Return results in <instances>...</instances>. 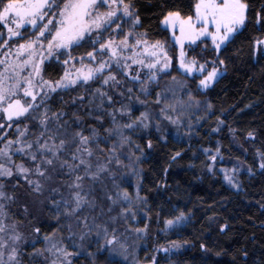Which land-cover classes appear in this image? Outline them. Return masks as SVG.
<instances>
[{
    "label": "snow or ice",
    "instance_id": "snow-or-ice-1",
    "mask_svg": "<svg viewBox=\"0 0 264 264\" xmlns=\"http://www.w3.org/2000/svg\"><path fill=\"white\" fill-rule=\"evenodd\" d=\"M102 8L107 11H101ZM248 8L244 0H195L191 15L171 10L163 13L161 29L170 31L174 43L180 45L178 68L186 76L202 77L198 84L201 90L210 88L223 72L216 66L217 61L200 63L194 57L187 59L184 42L194 45L201 37L210 38L218 57L222 46L226 48L245 27ZM261 19L257 13L258 25ZM138 27H142L140 16L131 0H0V29H3L0 31V120L4 121L0 123V129L5 124L8 128L16 126V139H6L7 132L0 135V143L3 144L0 147V177L11 179L16 175L14 187H19V180L22 179L37 197L44 196L47 191L49 194L45 199L50 202L57 218L61 215L74 218L78 225H82L87 231L81 233L80 241L94 233L98 252L117 243L121 220L127 222L129 218L136 217L132 196L115 183L116 174L112 171V166L123 165L122 150L125 145L131 144V138L125 135L124 130L135 131L151 126L147 112H141L133 119L126 105L121 104L119 109L115 107L119 101L114 97L124 96L119 88L125 80L138 84L140 92L149 94L150 83L158 84L161 74L171 76L172 57L165 42L150 40L147 32L137 31ZM254 47L264 56V40H256ZM78 49H84L83 53L74 55ZM46 63L49 67L52 64L60 66L59 78H45ZM218 63L223 66L224 60L218 59ZM117 74L122 79H118ZM171 80L178 87L184 86L174 76ZM97 83L100 86L94 88L91 99L85 101L83 96L76 99L89 104L99 101L96 105L99 114L93 115L89 110L88 115L93 116L106 134L101 137L97 127L86 125L79 116L74 117L75 128L70 131V125L64 119L67 113L52 111L48 101L54 95L62 96L71 90L78 91ZM125 91L132 93L133 89L126 87ZM165 92H171L173 98L176 96L172 88L165 89ZM156 95L155 103L161 104L162 93ZM164 98L167 99L166 96ZM189 99L198 103L191 96ZM109 108L112 110L109 111ZM160 111L166 113L175 111V108L164 104ZM104 115L110 117L111 127H105ZM118 117H127L129 122L121 123ZM164 118L173 124H180L179 117L173 119L165 115ZM29 121L38 124V135L30 132ZM253 135L248 133L250 138ZM113 138L116 142H112ZM101 143L107 148H100ZM136 147L139 148V145ZM147 147H152L150 140ZM179 155L177 152L172 159ZM217 155L218 148L216 155L209 156V159L215 161ZM14 156H19L21 163H16ZM261 158L264 161V155ZM259 166L264 169V162ZM235 171L232 169V172ZM224 172V179L233 187H239L234 177L227 170ZM54 175L72 179L66 185L61 181L60 187H55L50 183ZM109 177L113 179L111 191L104 184V179ZM85 180L92 182L87 191ZM97 182L101 186V200L104 202L101 204L97 203L93 194ZM65 186L69 190L68 199L60 191ZM3 189L4 185L0 184V201L15 198L8 196ZM56 196L60 199L57 200ZM136 198L147 199L140 197L139 190ZM97 208L99 217L92 216L89 222V217L83 213ZM24 211L28 212V208L25 207ZM6 218L4 205L0 203V264H20L18 245L22 237L15 231V224L4 222ZM185 218L184 213H180L175 220H167L166 224L171 227ZM227 227L224 225V228ZM68 230L71 235L67 239L76 247L71 225H68ZM33 231L40 233L41 230L36 227ZM134 231L139 233L146 229L137 228ZM101 239L103 246L99 244ZM43 240L48 245L46 251L57 257L52 264H58L61 257L60 264H72L69 257L79 255V252L68 251L64 238L56 233L44 235ZM172 247L179 246L174 243ZM162 250L165 253L170 251L169 248ZM33 255H43V252L37 250ZM153 264H156L154 259Z\"/></svg>",
    "mask_w": 264,
    "mask_h": 264
},
{
    "label": "trees",
    "instance_id": "trees-1",
    "mask_svg": "<svg viewBox=\"0 0 264 264\" xmlns=\"http://www.w3.org/2000/svg\"><path fill=\"white\" fill-rule=\"evenodd\" d=\"M194 2L131 0L142 24L137 31L147 32L152 41L165 42L172 57L171 76L182 80L184 85L176 88V95H181L182 103L192 101L189 99L191 96L201 105L197 112L198 120H195L196 114H187V119L194 125L191 133L183 138L174 134L173 124L164 118L165 115L172 118L176 115V104L164 98L166 79H160L158 84L150 83L149 94L140 92L138 88L132 93L126 92L122 100L119 96L114 97L123 104L126 102L128 106L131 105L129 110L133 119L139 117L141 112H147L151 120L148 129L124 130L131 138V144L125 145L121 155L123 165L127 167L112 166L116 184L132 196L136 212V220H121V226L127 228L137 225L140 229H146L139 242L146 244L151 252L146 259L156 256L158 264H264V169L259 166L264 162L261 158L264 155V56L254 47L255 41L264 36V0H244L249 5L245 27L237 33L232 43L220 50L218 57L210 38L200 39L198 44L185 52L187 59L203 56L197 59L200 63L217 61L216 66L223 75L206 90L198 87L202 77L186 76L179 70L177 57L180 50H177L170 31H163L160 24L165 10L191 15ZM257 13L262 17L260 25L256 23ZM186 44L188 47L189 43ZM218 59L224 60L223 66L219 65ZM51 68L54 72L49 76L56 78L61 75L59 69ZM125 83L138 85L127 80L123 85ZM95 87H99V84L85 86L78 91L71 90L62 96L54 95L48 101L52 111L67 113L64 119L68 121L70 131L75 128L74 117L79 116L86 125L97 127L101 137L106 134L93 116L88 115L89 110L93 115L99 114L96 109L98 100L91 104L85 102L91 99ZM157 93H162L161 104L154 102ZM79 96H83L85 101L76 99ZM168 102L173 103L170 105L175 111L161 113V107ZM103 119L105 127H111L110 117L104 115ZM118 119L121 123L129 122L127 117ZM37 128V123L30 127L31 130ZM249 132L254 134L253 138L248 136ZM149 140L152 142L151 148L147 147ZM112 142H116V138ZM100 148L106 149L107 145L101 143ZM217 148L219 155L213 163L209 156L216 155ZM177 152L180 156L171 163V157ZM15 159L20 160L17 156ZM213 164L215 166L212 168ZM235 164H238L236 167L239 172L233 177L239 187H233L224 179V170ZM168 167L169 171L165 174ZM71 179L65 175H54L50 183L51 186L60 187L61 181L66 185ZM0 182L7 195L15 197L3 203L7 216L4 222L9 224L10 214L13 213L20 224L15 230L22 237L18 245L20 263L49 264L57 259L46 251L47 244L43 240L44 235L56 233L64 238L63 243L67 245L68 251L79 252V255L69 257L72 264H111L107 247L97 251V239L87 238V245L84 243L79 247L75 243L76 247H73L67 239L71 235L68 225L75 233L74 241L79 240L81 233L87 230L78 225L74 218L63 215L57 218L50 202L45 199L49 194L47 191L44 196L33 197L36 194L30 192L25 182H19V187H14L17 183L15 176L11 179L1 177ZM104 182L110 191L112 185L108 178ZM91 184V181L85 180V191ZM94 188L97 203H104L100 184L97 182ZM137 190L140 197L147 198L146 201L136 198ZM60 191L65 199L69 198L66 186L61 187ZM24 199L28 202L22 201ZM56 199L60 197L56 196ZM25 207L28 212L24 211ZM20 212L24 214L23 218ZM98 213L99 208L92 212L86 210L83 215L92 217ZM180 213H184L186 218L169 227L166 221L175 220ZM224 225L228 227L224 228ZM36 227L40 228V233L33 231ZM120 236L119 239L122 238ZM170 243L181 246L174 250L169 247ZM99 244L103 246L104 241L100 240ZM162 248H169L170 251L165 253ZM158 249L161 250L155 255ZM37 250L43 255H33ZM43 256L47 258L45 263ZM112 264L133 263L122 260L113 261Z\"/></svg>",
    "mask_w": 264,
    "mask_h": 264
},
{
    "label": "rangeland",
    "instance_id": "rangeland-1",
    "mask_svg": "<svg viewBox=\"0 0 264 264\" xmlns=\"http://www.w3.org/2000/svg\"><path fill=\"white\" fill-rule=\"evenodd\" d=\"M127 1V0H126ZM101 11H107V9L106 8H102V9H100ZM126 26V25H125ZM211 30V29H210ZM0 31H3V29H0ZM176 36L178 37L179 36V31H177L176 32ZM200 39H203V37H201ZM199 39V40H200ZM259 40H264V36H263V38H261V39H259ZM199 43V42H198ZM197 43V44H198ZM186 45H188V44H186L185 42H184V48H183V50H184V52H186V51H188V49H190V48H192V47H194L195 45H189L188 47H186ZM176 46H177V50L179 51L180 50V45L178 44V43H176ZM222 48H224V46H222ZM221 48V49H222ZM83 51H84V49H78V50H76L73 54L74 55H77V54H82L83 53ZM197 56H199V55H197ZM197 56H195L196 57V59H202L203 58V56H200V57H197ZM51 67H56L57 69H59L60 70V72H61V69H60V66L59 65H56V64H52L51 65ZM51 67H49L48 66V64L46 63L45 64V68H44V76H45V78H47V79H53V80H55V79H57V78H59V76H57L56 78H52V76L50 75L49 76V74H51V73H53L54 72V69H52ZM55 68V69H56ZM142 74V73H141ZM144 76V75H143ZM141 77L142 79L144 78V77ZM161 76H162V78H163V80L164 79H166V81H168L167 83L166 82H164V93H165V95H166V97L170 100V101H172L173 103H175L176 104V115H175V117L173 118V119H176L177 117H179V120H180V124L179 125H176V124H173V131H174V134L175 135H178V136H180V137H186L187 135H189L190 133H191V128H192V126L194 125L193 123L194 122H192L191 120H189V119H187V114H189V115H192V116H195V114H196V117H195V120H198V116H197V112H198V108L200 107V105H201V103H193L192 101H183V103H182V101L180 100V99H182L181 98V95L180 94H178V95H176L175 96V98H173L172 97V93L171 92H165V89H168V88H172V89H174L175 90V92H176V88H178V86H176V85H174L173 84V82H172V80H171V78H170V76H167V75H164V74H161ZM117 78L118 79H122L120 76H119V74H117ZM161 78V79H162ZM178 81H182V80H180V79H177ZM98 84V83H97ZM126 84V83H125ZM100 86V85H99ZM126 87H131V88H133V90H137L138 88H139V86L138 85H136V86H132V84H130V83H128V84H126V85H122L120 88H119V91H121V92H124L125 94H126V91H125V88ZM105 90H109V89H105ZM109 91H111V90H109ZM125 94H124V96H125ZM119 99L120 100H122L123 99V96H119ZM118 99V101H119V103H117L116 105L118 106V105H121V104H123V102H121L120 100ZM171 99H173V100H171ZM174 99H177V100H175L174 101ZM156 100H154V102H155ZM197 102V101H196ZM173 103H171V102H168V103H166V104H173ZM123 105H126L127 107H128V109H129V106L131 107V105H129L128 106V103H124ZM117 106H115V107H117ZM120 108V106H118V108L117 109H119ZM156 117V116H155ZM0 123H4V121L3 120H0ZM34 123H36V122H34V121H29L28 122V127H29V129H30V127L34 124ZM38 125V124H37ZM21 127H23V125H20ZM15 125H13V127L12 128H8L7 127V124H5V127L4 128H2V129H0V135H3L5 132H7V137H6V139H16V136H15ZM30 132L31 133H35V134H39V127L37 128V130H35V129H30ZM164 132L165 133H168V131L166 130H164ZM133 134L134 135H136L137 134V132H133ZM126 135V134H125ZM3 146V144L2 143H0V147H2ZM175 155V154H174ZM173 155V156H174ZM15 157L16 156H14L13 157V159L16 161V159H15ZM17 157H19V156H17ZM172 158V157H171ZM21 160V159H20ZM16 161V163H21V161ZM222 160H220L218 163H220ZM26 164H27V161L25 160L24 161ZM170 162L172 163L173 161H171V159H170ZM213 163H215V161H213ZM238 164H235L232 168H229V169H227V171H228V174L229 175H232V176H234V174L235 173H238L239 172V170H238V166H237ZM170 166V165H169ZM215 166V164H213V166H212V168ZM237 166V167H236ZM232 169H236V171L235 172H232ZM221 170H224V169H221ZM169 171V167L168 168H166V171H165V174L167 173ZM13 172L15 173V168H13ZM15 177H17L16 175H14ZM1 178V177H0ZM108 180L110 181L109 183L112 185L111 186V189H110V191L112 190V188H113V179L111 178V177H109L108 178ZM19 182H24L22 179H20L19 180ZM1 183V182H0ZM116 183V182H115ZM104 184L106 185V183L104 182ZM33 197H37L36 195H34ZM91 199V198H90ZM5 200H3V201H0V203H4L5 204V202H4ZM22 201H25V202H28L26 199H24V200H22ZM91 211V210H90ZM133 211H135L134 209H133ZM5 212V211H4ZM92 212V211H91ZM6 213V212H5ZM10 216H12V217H10ZM10 220H9V225H11V224H15L16 226H18V225H20L17 221H16V219H15V217H14V214L13 213H11L10 214ZM84 216H88V214H86V215H84ZM93 216V215H92ZM97 217H99V213L96 215ZM20 217L21 218H23L24 217V214L23 213H21L20 212ZM89 217V222H91V216H88ZM104 219H106V217L104 218ZM134 220V219H133ZM135 220H136V218H135ZM99 222V221H98ZM8 224V223H7ZM138 228V226L137 225H135V226H131V227H127V228H124L123 226H120L119 227V231L117 232V236L119 237L120 235V237H122V238H118V241H117V243L116 244H114V245H111V246H109V247H107L108 248V255H109V257H111V259H109V260H111V264H112V262L113 261H122V260H129L130 262H132L133 264H153V259L155 260V262H156V264H158V258L156 257V256H153L152 258H150L149 260L148 259H146L150 254H151V252H150V250L148 249V247H147V245L146 244H140V242H139V238H140V236H142L143 234H144V232H136V231H134V229H137ZM140 229V228H139ZM16 230V229H15ZM16 232H18V231H16ZM19 233V232H18ZM94 234V233H93ZM50 236V235H49ZM97 239V237H96V235L95 236H92V234L91 235H89V236H87L86 238H85V240L84 241H80V240H75L76 242L75 243H77L78 245H79V247H80V245H83L84 243H85V245H87V243L89 242V240L88 239ZM102 240V239H101ZM24 242H28V241H26V240H24ZM46 243V242H45ZM47 244V243H46ZM123 245V247H120V245ZM174 243H170V245H169V247L171 248V249H176V248H179L181 245L180 244H178V243H175V244H177L179 247H176V248H173L172 247V245H173ZM89 246H91V244L89 245ZM47 247H48V245H47ZM47 247H46V249H47ZM86 248V247H85ZM115 249V251L114 252H111L109 249ZM160 250L161 249H158L157 251H156V254L155 255H157L159 252H160ZM49 253V252H48ZM94 253V252H93ZM95 254V253H94ZM22 256V255H21ZM6 258V257H5ZM23 258H24V256H23ZM18 259H19V256H18ZM42 260H43V262L45 263L46 261H47V258H45V256H43L42 257ZM19 261H20V259H19ZM22 263V262H21ZM20 263V264H21ZM49 263V262H48ZM23 264V263H22ZM25 264V263H24ZM49 264H52V261L49 263ZM58 264H60V261H58Z\"/></svg>",
    "mask_w": 264,
    "mask_h": 264
},
{
    "label": "flooded vegetation",
    "instance_id": "flooded-vegetation-1",
    "mask_svg": "<svg viewBox=\"0 0 264 264\" xmlns=\"http://www.w3.org/2000/svg\"><path fill=\"white\" fill-rule=\"evenodd\" d=\"M126 2H127V1H126ZM198 41H199V40H197V41H196V44H197V42H198ZM185 43H188V42H187V41H185ZM196 44H194V45H196Z\"/></svg>",
    "mask_w": 264,
    "mask_h": 264
},
{
    "label": "water",
    "instance_id": "water-1",
    "mask_svg": "<svg viewBox=\"0 0 264 264\" xmlns=\"http://www.w3.org/2000/svg\"><path fill=\"white\" fill-rule=\"evenodd\" d=\"M179 156H180V155H179ZM179 156H177V157H179ZM177 157H176V158H177ZM171 161H174V160L171 158Z\"/></svg>",
    "mask_w": 264,
    "mask_h": 264
}]
</instances>
